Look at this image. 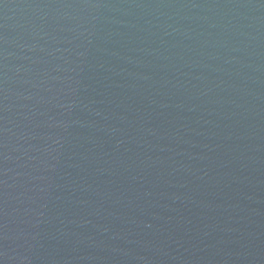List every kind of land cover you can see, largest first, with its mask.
<instances>
[{"label": "water", "instance_id": "water-1", "mask_svg": "<svg viewBox=\"0 0 264 264\" xmlns=\"http://www.w3.org/2000/svg\"><path fill=\"white\" fill-rule=\"evenodd\" d=\"M0 264H264V0H0Z\"/></svg>", "mask_w": 264, "mask_h": 264}]
</instances>
